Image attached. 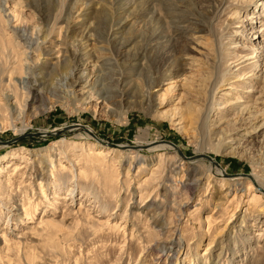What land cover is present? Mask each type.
<instances>
[{"label": "rangeland", "instance_id": "obj_1", "mask_svg": "<svg viewBox=\"0 0 264 264\" xmlns=\"http://www.w3.org/2000/svg\"><path fill=\"white\" fill-rule=\"evenodd\" d=\"M0 264H264V0H0Z\"/></svg>", "mask_w": 264, "mask_h": 264}, {"label": "bare ground", "instance_id": "obj_2", "mask_svg": "<svg viewBox=\"0 0 264 264\" xmlns=\"http://www.w3.org/2000/svg\"><path fill=\"white\" fill-rule=\"evenodd\" d=\"M15 37H17V36H15ZM18 38L20 39V40H22L24 43L23 44H27V48L25 49V51H24V53H26V51L29 49V46L30 45H28L29 44V42H30V38L27 40V39H24L22 36H18ZM257 58V56H256V54L255 53H248V54H245L244 56H242V57H233L232 59H233V63H236L235 64V67H237L239 64H242V63H245V62H247V61H251V60H253V59H256ZM259 59V58H258ZM225 63L227 62V61H224ZM70 61H68V60H64V63L63 64H60L59 65V68H57V69H59L58 71L56 70V71H51L50 72V74L49 75H51V76H55V75H58V73H65V77H67V76H69V75H71V72L69 71L70 69ZM212 66V69L214 70V69H216V64H215V62L211 65ZM227 67V66H226ZM247 67L249 68V69H251V70H249L248 72H245V71H240L241 69H238V70H236V73H234V78H235V82H242V83H244V81L246 82L247 80H249L250 78H253V77H255V75L256 74H254V72L257 70V63H254V62H252V63H250V64H247ZM245 68V67H244ZM243 69V68H242ZM225 70H228V68H226ZM229 71H230V69H229ZM70 72V73H69ZM65 79V78H64ZM222 80H225V76H223L222 77ZM81 81H83L85 84H84V86H87V84L89 83L88 82V79H87V75L86 74H84V72H82L79 76H78V78H77V80L75 81V82H78V83H80ZM27 82V81H26ZM223 82V81H222ZM117 84H121V82H120V80H118V82H117ZM204 84H205V82H204ZM206 85H207V83H206ZM122 86V85H121ZM123 87H124V85H123ZM122 87V88H123ZM121 89H117V91L121 94V91H120ZM252 92H254L253 91V89L252 88H248L247 89V93L249 94V93H252ZM29 93L30 92H27V94L29 95ZM202 92H200V93H197L198 95H200ZM4 98V97H3ZM4 99H6V102H8L9 100H11V99H14V97L11 95V94H5V98ZM236 101V100H235ZM13 104V103H12ZM233 105L235 106L236 105V107H234L235 108V111H237V115H239V116H247V119H248V123H247V125H252V124H254V123H256V122H259L260 121V119L258 118L259 116H257L255 113V111H254V109H255V107H253V105H249L248 103L247 104H243L242 102H235V103H233ZM230 106H231V104H230ZM15 108V107H14ZM190 108V107H189ZM231 108V107H230ZM233 108V109H234ZM175 151H177V152H179V150L177 149V148H174V147H172ZM103 153V152H102ZM98 155H102L100 152H98L97 153ZM219 172V176H222L223 174H224V172L222 171V170H220V171H218Z\"/></svg>", "mask_w": 264, "mask_h": 264}]
</instances>
